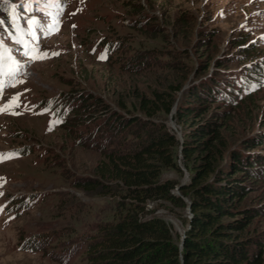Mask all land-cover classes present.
<instances>
[{
    "label": "rangeland",
    "instance_id": "374dc122",
    "mask_svg": "<svg viewBox=\"0 0 264 264\" xmlns=\"http://www.w3.org/2000/svg\"><path fill=\"white\" fill-rule=\"evenodd\" d=\"M2 1L10 19L21 17L22 0ZM38 5L43 16L48 5ZM59 10L58 31L40 40V51L58 53L47 59L28 60L0 27L23 64L0 94V105L18 97L0 112V151L16 154L0 162V264H91L88 242L123 214L124 201L119 181L87 189L77 179L98 176L104 148L133 150L159 133L178 140L171 148L180 170L163 165L160 175L179 198L148 199L145 215L162 217L180 242L189 207L177 183L189 171L179 142L190 127L205 118L222 123V165L245 140L264 156V73L248 76L264 63V0H64ZM0 20L7 22L3 12ZM207 87L219 91L215 101L193 95ZM158 92L173 100L170 110ZM113 116L136 119L112 129ZM246 183L238 205L260 210L234 233L258 237L264 258V177Z\"/></svg>",
    "mask_w": 264,
    "mask_h": 264
},
{
    "label": "trees",
    "instance_id": "16d2710c",
    "mask_svg": "<svg viewBox=\"0 0 264 264\" xmlns=\"http://www.w3.org/2000/svg\"><path fill=\"white\" fill-rule=\"evenodd\" d=\"M2 2L0 12L8 23L0 22L13 30L7 16L10 4ZM22 8L20 4L18 9ZM263 73L264 63H260L249 71V80ZM207 88L205 93L195 91L193 95L199 101H206L201 100L203 97L215 101L219 91ZM156 95L162 106L170 110L173 100L165 98L161 92ZM140 105L148 113L153 107L151 100L145 97ZM190 106L195 108L202 104ZM135 119L113 116L109 127L125 128ZM221 124L213 118L202 119L193 124L189 136L179 142L184 165L189 171L187 180L177 183L189 207L188 226L180 242L173 239L171 228L162 217L145 215L148 199L179 198L170 193L175 184L160 175L163 165L180 170L171 148L178 142L175 134L159 133L150 142L128 151L104 148V159L95 166L98 176L78 178L76 183L93 189L104 185L103 179L119 181L124 212L115 221L101 224L100 235H94L88 242L91 264H264L259 238L234 233V230L242 231L260 210L241 207L237 201L249 187L247 180L264 177V156L252 151L250 148L254 144L245 140L241 148L229 150L226 165L220 164L226 145L220 133ZM224 216L230 218L223 220ZM254 242H259V246Z\"/></svg>",
    "mask_w": 264,
    "mask_h": 264
},
{
    "label": "snow or ice",
    "instance_id": "6c2138e0",
    "mask_svg": "<svg viewBox=\"0 0 264 264\" xmlns=\"http://www.w3.org/2000/svg\"><path fill=\"white\" fill-rule=\"evenodd\" d=\"M37 2V0H22V4L26 3L29 8L26 11H33L31 5ZM54 6H59V0H55ZM13 8L18 7L12 5ZM51 16V13H46L44 19H38L36 16H29L25 20L26 27H20L16 23V19L10 21L13 24V31L9 35V39L13 40V43L20 45L23 48L22 55L28 57L31 60H40L47 59L50 55H58V53H49L47 51H40L38 47L34 44H31L26 40L30 37L32 42H35L38 39L37 33L41 35H51L55 31H58V15L53 18L52 23H48L47 17ZM3 22H0V27H2ZM11 49L5 46V42L0 40V94L3 93L4 88L6 87L3 77L9 76L15 79L16 74L21 70L23 64L17 61L11 54ZM22 82V81H15ZM14 86V84L12 85ZM18 97H12L9 105H0V112L8 110L9 107L15 104V101ZM15 153L12 154H3L0 153V162H3L5 159H11ZM0 181H3V178H0ZM0 207V211H2Z\"/></svg>",
    "mask_w": 264,
    "mask_h": 264
}]
</instances>
